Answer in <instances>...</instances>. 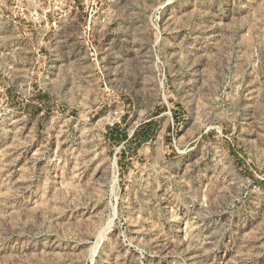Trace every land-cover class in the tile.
<instances>
[{
  "label": "rangeland",
  "instance_id": "obj_1",
  "mask_svg": "<svg viewBox=\"0 0 264 264\" xmlns=\"http://www.w3.org/2000/svg\"><path fill=\"white\" fill-rule=\"evenodd\" d=\"M0 264H264V0H0Z\"/></svg>",
  "mask_w": 264,
  "mask_h": 264
}]
</instances>
